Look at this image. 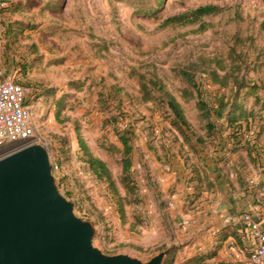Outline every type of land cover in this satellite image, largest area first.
I'll use <instances>...</instances> for the list:
<instances>
[{"label": "rangeland", "instance_id": "obj_1", "mask_svg": "<svg viewBox=\"0 0 264 264\" xmlns=\"http://www.w3.org/2000/svg\"><path fill=\"white\" fill-rule=\"evenodd\" d=\"M207 4L219 11L190 23L164 24L170 16ZM10 6L14 11L6 17L21 20L14 34L7 29V76L33 87L34 120L52 172L62 194L75 203V213L94 220L95 245L107 255L128 253L142 260L176 248L168 245L177 229L174 222L163 223L169 201L152 174L157 164L151 160L169 164L179 154L186 167L181 179L188 184L198 168L194 147L206 152L215 142L197 139L207 136L206 121L181 70L194 76L210 107L219 96L243 105L251 113L243 125L247 121V131L251 124L254 135L263 136L264 0H14ZM214 70L226 76L224 85L214 81ZM168 92L191 125L185 128L187 138L172 124ZM213 120L220 133L230 129L232 135L226 119ZM116 128L132 136L131 175L137 186L127 197L120 184L121 155L108 150L111 144L123 146ZM79 135L106 161L125 198L119 200L90 169ZM28 143L1 147L0 157ZM184 258L166 257L173 264Z\"/></svg>", "mask_w": 264, "mask_h": 264}, {"label": "crops", "instance_id": "obj_2", "mask_svg": "<svg viewBox=\"0 0 264 264\" xmlns=\"http://www.w3.org/2000/svg\"><path fill=\"white\" fill-rule=\"evenodd\" d=\"M13 1L0 0V81L11 77L7 76L10 69L7 29L12 33L21 20L6 17L14 11L10 6ZM226 130L219 132L209 151L200 152L199 146L194 147L198 168L195 175L191 174V183L181 179L186 167L179 154L178 160L169 164L150 159L157 164L152 174L158 179L164 199L169 201L161 213L162 220L174 222L177 229L174 241L168 244L176 246L173 251L169 247L168 253L174 259L181 254L186 260L216 251L208 264H251V242L244 232L241 216L255 209L257 190L251 181L264 180V135L258 137L254 135L255 127L250 124L247 131L244 125L240 131L242 141L238 144L230 129Z\"/></svg>", "mask_w": 264, "mask_h": 264}, {"label": "water", "instance_id": "obj_3", "mask_svg": "<svg viewBox=\"0 0 264 264\" xmlns=\"http://www.w3.org/2000/svg\"><path fill=\"white\" fill-rule=\"evenodd\" d=\"M52 165L38 140L0 157V264H164L169 247L149 260L103 253L94 220L75 213Z\"/></svg>", "mask_w": 264, "mask_h": 264}, {"label": "trees", "instance_id": "obj_4", "mask_svg": "<svg viewBox=\"0 0 264 264\" xmlns=\"http://www.w3.org/2000/svg\"><path fill=\"white\" fill-rule=\"evenodd\" d=\"M218 11H219L218 6L213 4H207V5L199 6L195 9H191L187 12L178 15L170 16L164 21V24H174V23H183V22L190 23L196 21L201 16L213 14ZM18 24H20L23 28L24 26H26L21 22H18ZM210 74L213 76L215 82H222L223 85L226 82L225 81L226 76L221 77L220 74L217 73V71L214 70L210 72ZM181 75L183 79H185L196 90V94L198 98L197 107L198 110L200 111L201 118H203L206 121L207 136L204 138L198 136L197 139L199 140V142L204 143L205 139L207 140L217 139L220 129L218 127L219 124L213 120V117H215L217 120L226 119L227 126L232 128L233 130L232 136L236 137L238 142H240V140L242 141V132L240 131L244 127L243 125L244 120H248L251 113L245 107L243 108V105L241 108V105H237L238 104L237 102L229 103V101H225L224 97L221 96L217 98L218 103L215 105V107L214 106L210 107L209 104L206 103L201 98V90L199 84L198 82L195 81L194 76L190 73V71L183 69L181 70ZM167 95L169 98L167 101V105L173 113L172 124L177 128V130L183 135L184 138H187L188 135L186 129H190L191 125L185 116L181 104L171 93L168 92ZM260 99L264 101L262 97ZM246 124L248 125L247 121ZM116 135L118 136L120 142L123 145L122 148H120L117 145L111 144L108 146V150H111L112 152H119L121 155L122 175L120 177V184L122 188H124V190L126 191L127 193L126 197H127L129 194L134 193L137 186L131 175V167L133 164V160H132L133 144L131 143L132 136L129 133V131L121 130L119 128H116ZM78 138H79L78 140L80 143L81 150L84 154V160L85 162L88 163L90 169L99 178H103L109 183L111 190L115 193V195L119 198V200L125 198L124 196L121 195L119 188L116 184V181L113 178L112 172L106 161L95 156L89 150V147L87 146L81 135H79ZM174 249L175 247H172L171 251H173ZM215 254L216 251L197 254L193 257L186 259L181 264H208L207 263L208 260L213 258ZM171 260L166 259L164 264H173V261Z\"/></svg>", "mask_w": 264, "mask_h": 264}, {"label": "built area", "instance_id": "obj_5", "mask_svg": "<svg viewBox=\"0 0 264 264\" xmlns=\"http://www.w3.org/2000/svg\"><path fill=\"white\" fill-rule=\"evenodd\" d=\"M34 89L24 81H0V148L17 142L44 143L34 120ZM45 144V143H44ZM55 164L54 168H58ZM256 188L255 209L242 214L244 232L251 242V264H264V180L251 181Z\"/></svg>", "mask_w": 264, "mask_h": 264}]
</instances>
